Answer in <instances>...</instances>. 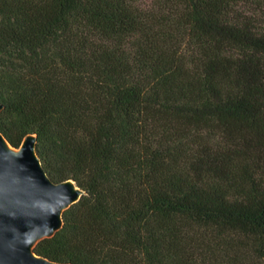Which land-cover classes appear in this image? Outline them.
<instances>
[{"label": "trees", "instance_id": "16d2710c", "mask_svg": "<svg viewBox=\"0 0 264 264\" xmlns=\"http://www.w3.org/2000/svg\"><path fill=\"white\" fill-rule=\"evenodd\" d=\"M0 102L84 191L37 255L264 264V0H0Z\"/></svg>", "mask_w": 264, "mask_h": 264}, {"label": "water", "instance_id": "95a60500", "mask_svg": "<svg viewBox=\"0 0 264 264\" xmlns=\"http://www.w3.org/2000/svg\"><path fill=\"white\" fill-rule=\"evenodd\" d=\"M83 193L73 180L55 182L47 175L34 134L15 148L0 132V264H70L33 248L61 228L63 211Z\"/></svg>", "mask_w": 264, "mask_h": 264}]
</instances>
